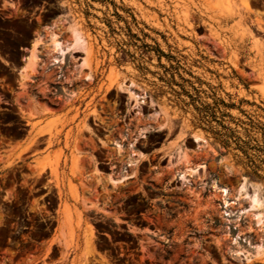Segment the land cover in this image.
I'll use <instances>...</instances> for the list:
<instances>
[{
	"label": "rangeland",
	"instance_id": "1",
	"mask_svg": "<svg viewBox=\"0 0 264 264\" xmlns=\"http://www.w3.org/2000/svg\"><path fill=\"white\" fill-rule=\"evenodd\" d=\"M259 212L264 0H0V264H264Z\"/></svg>",
	"mask_w": 264,
	"mask_h": 264
},
{
	"label": "bare ground",
	"instance_id": "2",
	"mask_svg": "<svg viewBox=\"0 0 264 264\" xmlns=\"http://www.w3.org/2000/svg\"><path fill=\"white\" fill-rule=\"evenodd\" d=\"M225 14H227V13H225ZM53 41V40H52ZM82 42V39L75 33L74 34V38H73V41H72V43L70 44L71 46H73V45H78V44H80ZM52 45H53V49H55V50H57L59 53H61V54H64L65 52H66V50H67V47L65 46V45H63L59 40H54L53 41V43H52ZM56 60V59H55ZM30 64H29V62H27L25 65H24V68L26 69L27 68V70L28 69H33V67H32V65L30 66ZM23 68V67H22ZM123 85H125V84H123ZM126 86H127V88L130 86V84L128 85V84H126ZM123 87V86H122ZM131 92V97H132V99H133V101H135V104L137 105V104H140V103H143V102H145V96H143V95H140V94H138V93H135V92H133V91H130ZM197 141L198 140H200L201 138L200 137H198V136H196V137H194ZM200 138V139H199ZM182 156H178L177 157V163H181L182 162ZM190 162V161H189ZM188 162H186V164H187ZM188 165V164H187ZM197 165V164H196ZM203 167V166H202ZM201 167V168H202ZM186 168V167H185ZM200 167L199 166H195V167H193V166H189L188 165V167H187V169H185V171H184V174H183V176H185V175H187V173H188V175H192V174H194V173H197V171H198V169H199ZM239 192H240V194L241 195H245V196H247V195H249V193H248V190H247V185L245 184V182H242L241 183V185H240V188H239ZM252 195V194H251ZM252 199H253V201H256V198H255V196H253L252 195ZM257 217H258V221H263L264 222V218H263V216H262V214H261V212H259V213H257Z\"/></svg>",
	"mask_w": 264,
	"mask_h": 264
},
{
	"label": "crops",
	"instance_id": "3",
	"mask_svg": "<svg viewBox=\"0 0 264 264\" xmlns=\"http://www.w3.org/2000/svg\"><path fill=\"white\" fill-rule=\"evenodd\" d=\"M40 44H41V43L38 44V47H41ZM30 51H31V50H30ZM26 61H27V59H26ZM43 135H44V134H39V137L41 138V137H43ZM37 155H39V152L36 153L35 151H30V153H29L30 158H34V157L37 156ZM74 257H75V255H74V253H73V254L71 255V258H70V260H69L68 263H66L65 261H60V262H58V263H54V264H72V260L74 259ZM75 259H76V257H75ZM32 264H48V263L45 262L44 259L41 257V258L35 260ZM74 264H81V261H78V259H77L76 262H75Z\"/></svg>",
	"mask_w": 264,
	"mask_h": 264
},
{
	"label": "water",
	"instance_id": "4",
	"mask_svg": "<svg viewBox=\"0 0 264 264\" xmlns=\"http://www.w3.org/2000/svg\"><path fill=\"white\" fill-rule=\"evenodd\" d=\"M24 65H22V67H23ZM22 67L19 69V72L22 70Z\"/></svg>",
	"mask_w": 264,
	"mask_h": 264
}]
</instances>
